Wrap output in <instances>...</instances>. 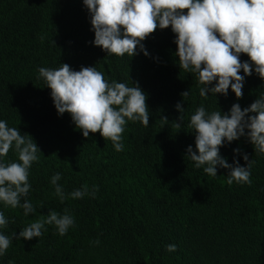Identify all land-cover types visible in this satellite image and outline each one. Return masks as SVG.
Masks as SVG:
<instances>
[{
    "label": "trees",
    "instance_id": "1",
    "mask_svg": "<svg viewBox=\"0 0 264 264\" xmlns=\"http://www.w3.org/2000/svg\"><path fill=\"white\" fill-rule=\"evenodd\" d=\"M90 19L83 0H0V120L41 150L26 197L36 211L25 216L23 208L0 203L8 220L0 234L11 239L0 264H264V154L255 153L247 135L220 148L230 165L247 167L244 154L254 161L251 184H228V169L218 167L213 177L186 157L188 146L195 150L188 125L199 107L208 113H228L234 103L249 107L264 95V80L253 68L242 98L231 87L227 96L203 98L204 85L179 66L171 27L143 41L148 56L137 49L120 57L95 46ZM240 59L249 61L246 54ZM64 63L75 71L96 67L108 82L138 83L148 97L149 126L128 121L119 152L100 133L85 138L70 114H58L51 89L38 78L39 68ZM3 161L18 162L14 146ZM57 173L66 194L85 184L98 191L61 203L51 184ZM65 208L75 220L65 235L45 224L38 238L13 237ZM170 244L177 250L167 251Z\"/></svg>",
    "mask_w": 264,
    "mask_h": 264
},
{
    "label": "clouds",
    "instance_id": "2",
    "mask_svg": "<svg viewBox=\"0 0 264 264\" xmlns=\"http://www.w3.org/2000/svg\"><path fill=\"white\" fill-rule=\"evenodd\" d=\"M83 3L90 13L94 44L108 55L133 57L139 49L148 56L143 41L157 29L171 27L176 36L175 55L179 57V66L194 73L204 85L199 91L203 98L209 93L227 96L230 87L237 99L242 98L245 76H251L253 68L264 80V0H83ZM241 54H246L250 62H242ZM38 72V78H43L51 89L58 114H70L85 138L90 133H100L119 152L123 150L122 133L128 121L149 126L148 97L138 83L128 86L108 82L96 67H81L75 71L67 63L56 69L41 67ZM181 95L185 100L190 92ZM176 109L181 113L179 121L183 122L185 109L180 103ZM162 121L167 123V117ZM180 122L173 121L177 128ZM188 127L195 133V150L188 146L186 157L195 162L196 168L203 166L204 173L213 177L217 176L218 167L228 169V184H251L250 169L254 161H249L244 154L247 167L240 166L238 160L230 165L220 155V148L225 141L230 144L247 135L255 153L264 154V95L243 109L239 103H234L228 113H208L201 106L191 115ZM33 141L30 135H22L17 128L9 127L7 121L0 120V203L23 208L25 216L36 211L26 199L31 188L29 169L38 161L37 153L41 151ZM13 146L18 162H4L3 158ZM234 151L240 152L239 149ZM60 179L59 173L53 175L51 184L61 203L89 194L94 196L98 191L94 189L90 193L85 184L82 189L66 194L57 183ZM7 223L4 213L0 212V227ZM45 224L55 225L63 236L74 226L75 220L67 208L63 214L53 210L20 230L18 235H12L16 239L32 240L42 235ZM95 243L99 244V240ZM10 244L11 239L0 234V256ZM166 250L174 252L177 246L167 245Z\"/></svg>",
    "mask_w": 264,
    "mask_h": 264
}]
</instances>
